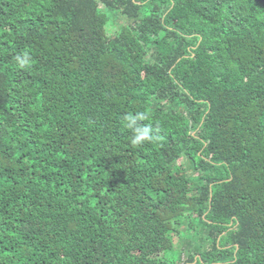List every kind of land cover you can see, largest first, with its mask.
Wrapping results in <instances>:
<instances>
[{"label":"trees","instance_id":"obj_1","mask_svg":"<svg viewBox=\"0 0 264 264\" xmlns=\"http://www.w3.org/2000/svg\"><path fill=\"white\" fill-rule=\"evenodd\" d=\"M0 264H264V0H0Z\"/></svg>","mask_w":264,"mask_h":264},{"label":"clouds","instance_id":"obj_2","mask_svg":"<svg viewBox=\"0 0 264 264\" xmlns=\"http://www.w3.org/2000/svg\"><path fill=\"white\" fill-rule=\"evenodd\" d=\"M29 57L25 55V63ZM145 119L144 113H136L135 115L129 114L124 117V125L126 128L133 131L132 143L134 145H141L145 141H153L155 137L152 135V131L148 126H141L138 121Z\"/></svg>","mask_w":264,"mask_h":264},{"label":"rangeland","instance_id":"obj_3","mask_svg":"<svg viewBox=\"0 0 264 264\" xmlns=\"http://www.w3.org/2000/svg\"><path fill=\"white\" fill-rule=\"evenodd\" d=\"M118 33V26H110L108 29V35L114 37Z\"/></svg>","mask_w":264,"mask_h":264}]
</instances>
